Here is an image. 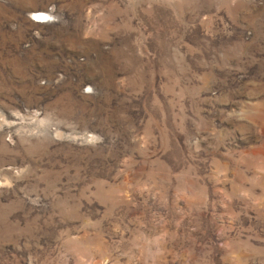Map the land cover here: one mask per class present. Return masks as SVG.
Returning <instances> with one entry per match:
<instances>
[{
	"label": "rangeland",
	"instance_id": "obj_1",
	"mask_svg": "<svg viewBox=\"0 0 264 264\" xmlns=\"http://www.w3.org/2000/svg\"><path fill=\"white\" fill-rule=\"evenodd\" d=\"M0 264H264V0H0Z\"/></svg>",
	"mask_w": 264,
	"mask_h": 264
}]
</instances>
